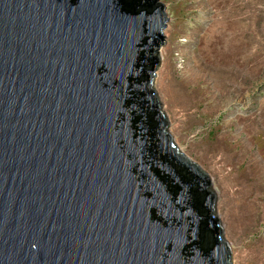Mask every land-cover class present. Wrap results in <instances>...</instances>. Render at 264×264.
I'll list each match as a JSON object with an SVG mask.
<instances>
[{"label":"water","instance_id":"1","mask_svg":"<svg viewBox=\"0 0 264 264\" xmlns=\"http://www.w3.org/2000/svg\"><path fill=\"white\" fill-rule=\"evenodd\" d=\"M168 19L161 0H0V264H233L155 86Z\"/></svg>","mask_w":264,"mask_h":264},{"label":"rangeland","instance_id":"2","mask_svg":"<svg viewBox=\"0 0 264 264\" xmlns=\"http://www.w3.org/2000/svg\"><path fill=\"white\" fill-rule=\"evenodd\" d=\"M161 1L170 130L211 176L233 264H264V0Z\"/></svg>","mask_w":264,"mask_h":264}]
</instances>
